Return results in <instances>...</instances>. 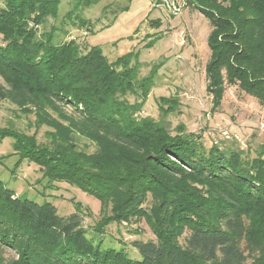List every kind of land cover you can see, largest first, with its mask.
I'll return each instance as SVG.
<instances>
[{
  "label": "trees",
  "instance_id": "1",
  "mask_svg": "<svg viewBox=\"0 0 264 264\" xmlns=\"http://www.w3.org/2000/svg\"><path fill=\"white\" fill-rule=\"evenodd\" d=\"M60 2L0 0V101L15 89L25 92L23 98L41 99L76 132L53 143V151L11 130L0 131V139L13 138L20 161L39 165L49 184L74 186L103 207L111 202V212L88 237L80 207L60 216L51 203L21 199L0 181V247L16 256L0 264H264L263 152L248 157L206 148L181 125L171 133L138 118L142 105L127 96L145 99L150 82L137 81L127 58L110 62L96 46L82 49L72 39L56 41L55 29L38 35L28 27L56 19ZM186 3L211 25L205 91L212 109L221 105L226 86L264 104V0ZM76 134L106 145L88 157L77 151ZM148 195L150 209L142 206ZM132 218L144 219L154 235L130 242L139 259L105 240L108 226Z\"/></svg>",
  "mask_w": 264,
  "mask_h": 264
},
{
  "label": "rangeland",
  "instance_id": "2",
  "mask_svg": "<svg viewBox=\"0 0 264 264\" xmlns=\"http://www.w3.org/2000/svg\"><path fill=\"white\" fill-rule=\"evenodd\" d=\"M155 3L156 0H61L56 19L48 18L41 26L30 22L28 27L38 35L55 29L56 41L72 39L82 49L96 46L110 62L127 58L130 67L136 70L137 81L150 82L145 99L127 96L130 103H141L140 112L135 114L138 118L160 122L171 133L181 125L206 148L215 145L234 149L248 157L260 151L264 154V104L235 86H226L221 105L212 109L211 97L205 91L206 64L210 57L208 19L188 6L173 15L159 10ZM78 19L88 22L87 26H75ZM23 93L15 89L9 100L0 101V131L24 134L33 139L36 148L48 151H53V143L59 146V140H68L76 132L65 117H57L41 99L34 102L29 97L23 98ZM137 93L141 94L142 90L137 89ZM162 98L172 100L168 105L160 103ZM38 120L51 123L53 128L41 125ZM73 141L77 151L88 157L100 151V145H106L105 141L99 143L77 134ZM14 144L11 137L0 139L2 184L21 199L51 203L60 216L73 214L80 207L82 225L88 237H92L95 223L103 215H110L111 202L103 207L74 186L62 182L49 184L39 165L26 159L20 161ZM152 201L148 195L142 206L150 209ZM105 233L106 243L114 242L110 245L114 248L123 245L133 259L140 257L135 249L130 250L131 241L154 240L144 219L111 224ZM185 236L186 232L182 238ZM0 259L11 262L16 256L0 247Z\"/></svg>",
  "mask_w": 264,
  "mask_h": 264
},
{
  "label": "built area",
  "instance_id": "3",
  "mask_svg": "<svg viewBox=\"0 0 264 264\" xmlns=\"http://www.w3.org/2000/svg\"><path fill=\"white\" fill-rule=\"evenodd\" d=\"M186 4V0H156L155 7L177 15L186 7Z\"/></svg>",
  "mask_w": 264,
  "mask_h": 264
}]
</instances>
